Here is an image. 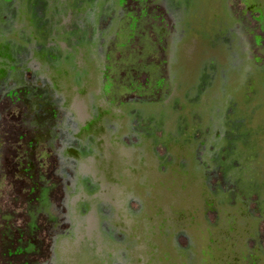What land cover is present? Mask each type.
<instances>
[{
  "label": "flooded vegetation",
  "instance_id": "1",
  "mask_svg": "<svg viewBox=\"0 0 264 264\" xmlns=\"http://www.w3.org/2000/svg\"><path fill=\"white\" fill-rule=\"evenodd\" d=\"M50 44L47 56L46 41L3 53L0 264H57L66 234L75 248L60 242L61 264H264L258 194L226 177L201 132L124 115L101 133L79 74L46 101V58L57 71L72 50Z\"/></svg>",
  "mask_w": 264,
  "mask_h": 264
},
{
  "label": "rangeland",
  "instance_id": "2",
  "mask_svg": "<svg viewBox=\"0 0 264 264\" xmlns=\"http://www.w3.org/2000/svg\"><path fill=\"white\" fill-rule=\"evenodd\" d=\"M44 41L46 56L50 43L72 49L57 71L46 58V101L65 97L79 74V100L101 133L124 115L191 126L264 208V0H0V67L3 53ZM64 239L75 248L73 234L59 235L57 264Z\"/></svg>",
  "mask_w": 264,
  "mask_h": 264
}]
</instances>
